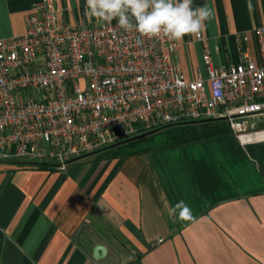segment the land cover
<instances>
[{"label":"crops","instance_id":"crops-1","mask_svg":"<svg viewBox=\"0 0 264 264\" xmlns=\"http://www.w3.org/2000/svg\"><path fill=\"white\" fill-rule=\"evenodd\" d=\"M43 1L70 23L96 22L86 0H0V39L26 32ZM211 16L203 34L217 64L239 63L238 35L258 56L264 0H193ZM188 78L206 74L196 36L178 41ZM218 46L219 52L214 49ZM183 201L191 218L169 209ZM97 244L107 249L93 257ZM264 264V122L132 155L98 151L54 164L0 161V264Z\"/></svg>","mask_w":264,"mask_h":264},{"label":"built area","instance_id":"built-area-1","mask_svg":"<svg viewBox=\"0 0 264 264\" xmlns=\"http://www.w3.org/2000/svg\"><path fill=\"white\" fill-rule=\"evenodd\" d=\"M65 14L43 1L27 15L25 34L0 39V161L65 170L71 160L169 125L259 129L264 26L254 30L256 59L248 36L238 35L239 63L217 64L209 38L196 36L206 74L188 78L178 41L125 32L116 20L70 23Z\"/></svg>","mask_w":264,"mask_h":264},{"label":"clouds","instance_id":"clouds-1","mask_svg":"<svg viewBox=\"0 0 264 264\" xmlns=\"http://www.w3.org/2000/svg\"><path fill=\"white\" fill-rule=\"evenodd\" d=\"M192 5L193 0H86L85 15L98 23L116 20L125 32L144 38L181 41L186 35L200 36L211 16L206 6ZM177 210L180 220L191 218L185 202L170 208V217H175Z\"/></svg>","mask_w":264,"mask_h":264},{"label":"trees","instance_id":"trees-1","mask_svg":"<svg viewBox=\"0 0 264 264\" xmlns=\"http://www.w3.org/2000/svg\"><path fill=\"white\" fill-rule=\"evenodd\" d=\"M163 133L166 137V146H177L182 144L193 143L201 141L204 138L215 137L219 135H224L230 133L229 126L223 121L217 122H184L176 125H169L158 130L146 133L143 137L137 138L133 141L115 145L112 147L105 148L104 150H111L116 155H132L136 153H141L143 151L137 152H123L124 148L148 140L152 138L155 133ZM143 135V134H142ZM47 164H41L45 167Z\"/></svg>","mask_w":264,"mask_h":264},{"label":"rangeland","instance_id":"rangeland-1","mask_svg":"<svg viewBox=\"0 0 264 264\" xmlns=\"http://www.w3.org/2000/svg\"><path fill=\"white\" fill-rule=\"evenodd\" d=\"M264 122V119H262L261 121H259V125L260 126L262 123ZM210 139L209 138H204L201 141H208ZM166 137L163 133L159 132V133H155L153 135L152 138H149L148 140H144L142 142H139L137 144L134 145H130L126 148H124L123 152H137V151H152L154 149H159L161 147H165L166 146Z\"/></svg>","mask_w":264,"mask_h":264},{"label":"water","instance_id":"water-1","mask_svg":"<svg viewBox=\"0 0 264 264\" xmlns=\"http://www.w3.org/2000/svg\"><path fill=\"white\" fill-rule=\"evenodd\" d=\"M144 135H146V134L140 135V136H138V137H136V138H132V139L127 140V141H125V142H122V143H120V144H124V143L130 142V141H133V140H135V139H137V138L143 137ZM120 144H118V145H120ZM106 249H107V248H106L104 245H102V244H97V245L94 247V250H93V257H94L96 260H100V259L103 258V256L105 255V252L107 251Z\"/></svg>","mask_w":264,"mask_h":264}]
</instances>
